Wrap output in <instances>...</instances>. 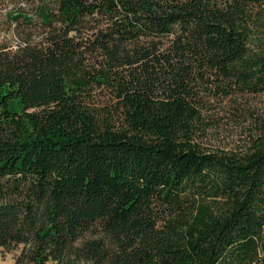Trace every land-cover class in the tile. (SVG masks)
<instances>
[{"label": "trees", "instance_id": "obj_1", "mask_svg": "<svg viewBox=\"0 0 264 264\" xmlns=\"http://www.w3.org/2000/svg\"><path fill=\"white\" fill-rule=\"evenodd\" d=\"M23 1L0 47L14 264H264V0Z\"/></svg>", "mask_w": 264, "mask_h": 264}, {"label": "rangeland", "instance_id": "obj_2", "mask_svg": "<svg viewBox=\"0 0 264 264\" xmlns=\"http://www.w3.org/2000/svg\"><path fill=\"white\" fill-rule=\"evenodd\" d=\"M17 3L23 6V0H0V47L1 46H14L13 37L11 33V23L7 16H5L8 10V5ZM253 103H256L257 110L260 116L264 118V96H253L251 98ZM220 126H217L216 130L212 132L216 138H220L221 141L227 142L229 146L235 144L240 137L242 132L245 130L236 127L234 120L229 119L225 116L220 117ZM220 142V141H219ZM218 142V143H219ZM222 143V142H220ZM17 251L8 252L0 248V264H14V257Z\"/></svg>", "mask_w": 264, "mask_h": 264}]
</instances>
